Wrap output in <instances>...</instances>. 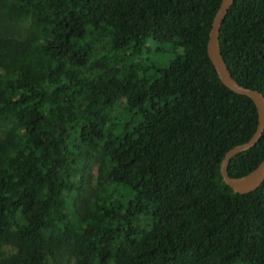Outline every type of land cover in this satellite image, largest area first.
Listing matches in <instances>:
<instances>
[{
    "label": "trees",
    "instance_id": "1",
    "mask_svg": "<svg viewBox=\"0 0 264 264\" xmlns=\"http://www.w3.org/2000/svg\"><path fill=\"white\" fill-rule=\"evenodd\" d=\"M219 4L0 0V264H264V179L219 174L257 124L206 55ZM218 46L264 97V0H234ZM263 159L264 130L227 175Z\"/></svg>",
    "mask_w": 264,
    "mask_h": 264
},
{
    "label": "water",
    "instance_id": "2",
    "mask_svg": "<svg viewBox=\"0 0 264 264\" xmlns=\"http://www.w3.org/2000/svg\"><path fill=\"white\" fill-rule=\"evenodd\" d=\"M233 1L234 0H220V4L214 14L208 32L206 55L221 84L229 91L250 99L256 110L257 124L254 133L247 142L236 145L226 151L219 168L221 179L228 188H230L234 193L246 194L255 190L264 179V159L249 173L238 178L229 177L226 172V167L232 157L240 152L252 148L261 137L264 130V97L261 93L255 90L247 89L238 85L232 79L219 51L218 31Z\"/></svg>",
    "mask_w": 264,
    "mask_h": 264
},
{
    "label": "rangeland",
    "instance_id": "3",
    "mask_svg": "<svg viewBox=\"0 0 264 264\" xmlns=\"http://www.w3.org/2000/svg\"><path fill=\"white\" fill-rule=\"evenodd\" d=\"M151 48L148 52H144L142 58H145L148 63L152 64H158V63H163L166 64L167 61L171 58V54L167 51L166 48L161 47V46H154L150 44ZM159 48L160 50H157ZM92 173L91 175L93 176L94 169L92 167ZM63 264H71V260L67 257L64 256L63 258Z\"/></svg>",
    "mask_w": 264,
    "mask_h": 264
}]
</instances>
